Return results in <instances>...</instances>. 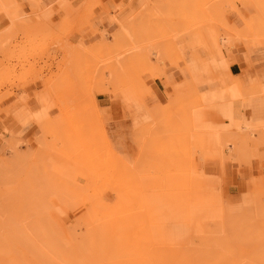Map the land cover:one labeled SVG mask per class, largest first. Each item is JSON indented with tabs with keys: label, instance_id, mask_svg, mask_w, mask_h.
Returning <instances> with one entry per match:
<instances>
[{
	"label": "rangeland",
	"instance_id": "1",
	"mask_svg": "<svg viewBox=\"0 0 264 264\" xmlns=\"http://www.w3.org/2000/svg\"><path fill=\"white\" fill-rule=\"evenodd\" d=\"M3 1L0 15L10 23L0 29V104L34 88V99L47 101L48 114L46 122L35 125L32 140L3 128L10 137L1 136L6 149L0 150V259L6 253L9 258L2 264H12L10 257L18 255L31 263L30 247L33 251L42 244L39 236L51 232L59 239L55 244L77 243L81 257L86 238L95 243L93 230L99 234L97 228L110 217L107 196L124 201L126 193L133 206L127 217L137 225L130 230L133 240L151 232V249L179 261L171 258L167 264H186V259L198 264L201 258L199 264H221L223 257L225 264H236L235 257L239 264H257L261 256L254 258L244 240L250 234L251 245L261 244L253 245L254 253L264 261V237L260 243L252 234L264 227V21L256 29L250 23L264 0ZM24 5L36 12L18 16ZM244 5L252 9L249 16L242 13ZM236 9L248 20L239 19ZM236 54L246 59L239 73L249 69L251 76L230 75L229 61ZM156 81L162 91L153 89ZM21 99L29 100L26 94ZM233 110L240 117L233 114L230 121ZM3 114L0 107V121ZM41 127L45 136L36 141ZM172 175L187 182L180 189L183 200L178 191L165 194V208L184 218L158 225L146 218L149 229L137 204L143 197L147 208L141 181L151 176L157 183ZM226 210L244 213L247 220L234 217L241 218L234 228V222L227 224ZM44 219L50 231L40 224ZM28 242L36 246L27 249Z\"/></svg>",
	"mask_w": 264,
	"mask_h": 264
},
{
	"label": "bare ground",
	"instance_id": "2",
	"mask_svg": "<svg viewBox=\"0 0 264 264\" xmlns=\"http://www.w3.org/2000/svg\"><path fill=\"white\" fill-rule=\"evenodd\" d=\"M1 2H0V7H2L4 4V1L2 2V0H0ZM40 5H42V2H41V0H40ZM1 11V10H0ZM236 11V16L239 18V19H241L242 21H245V20H248V19H245L244 17H243V15L240 13V10L239 9H236L235 10ZM256 11L258 12V13H256V15H257V17H256V15L254 16V17H252V18H254L253 20H251L250 21V23L252 24L251 26L253 27V28H258V26L260 25V27H262L263 26V21H264V9H256ZM250 19H251V17H250ZM263 23V24H262ZM262 25V26H261ZM264 28V27H263ZM262 29V28H261ZM249 50V49H248ZM250 53V52H249ZM180 60V59H179ZM233 84H236V81H235V83H233ZM232 84V85H233ZM184 94V93H183ZM239 99H237V101H238ZM235 116H238V117H240V115H239V113L237 112V113H233ZM50 123H54V121H52V122H50ZM41 129V134H39L38 136H37V140L36 141H41L43 138H44V136H45V132H46V129H45V127H41L40 128ZM51 173H52V171H51ZM50 174V173H49ZM51 176H52V174H50ZM43 176L45 177V175L43 174ZM48 176V175H47ZM54 177V176H53ZM57 177V176H56ZM63 177V176H62ZM46 178V177H45ZM50 178V177H49ZM48 178V179H49ZM55 178V177H54ZM140 178V177H139ZM53 179V178H52ZM52 179H49V181L51 180V182H52ZM46 180V179H45ZM254 180V183H255V179H253ZM44 181V180H43ZM260 181V180H259ZM48 182V181H47ZM54 182V181H53ZM139 182V181H138ZM49 183V182H48ZM59 184V183H58ZM35 185L36 184H34V187H35ZM39 185V184H38ZM46 185V184H45ZM50 185V184H49ZM40 186V185H39ZM53 186V185H52ZM41 187V186H40ZM39 187V188H40ZM54 187V186H53ZM62 187V186H61ZM121 187H123L124 188V186L123 185H121ZM257 187V186H256ZM42 188V187H41ZM57 188V187H56ZM36 190H37V188H35ZM50 189V188H49ZM63 189V188H62ZM126 189V188H125ZM35 190V191H36ZM50 190H52V189H50ZM60 190V189H59ZM121 190V189H120ZM54 191H56L57 192V190H54ZM64 191H65V189H64ZM34 192V191H33ZM39 192V191H38ZM45 193V192H44ZM47 193V192H46ZM45 193V194H46ZM53 193V192H52ZM68 193V192H67ZM71 193V192H70ZM41 195H42V193H40ZM57 194V193H56ZM37 195V194H36ZM72 195V194H71ZM75 195V194H74ZM122 195V194H121ZM262 196H263V194H261ZM31 196V195H30ZM32 196H33V194H32ZM45 196V195H44ZM43 196V198H45ZM48 196V195H47ZM46 196V197H47ZM122 196H125V199H124V197L122 198V199H124V201H122V200H120V198H119V195H118V198L117 199H114V198H110L111 196H107V198H106V200L104 201L105 203V206H109V208H110V211L108 210V212H110L111 214H110V217L108 216L107 218L108 219H105V221L106 222H104L105 223V225H104V227H103V229L101 228V227H99L100 229H102V230H99L98 228H97V230L98 231H102L101 232V235H100V232H99V234H96V232L93 230V233L94 234H91L92 235V237L94 236V237H96L97 236V239H96V242L95 243H93V240H90V237L91 236H89V237H87L86 238V240L85 239H83V240H85V243L87 244V245H85V244H83L84 242L82 241L81 243L83 244L82 246H84V247H81L82 249V252H83V254L81 255V257H79L78 255H80V253L79 254H77L76 253V250L78 251V249H75L74 247H76V245H77V243L74 245V244H72V245H74V247H67L66 248V244H64V243H62V249L63 250H60L61 248L60 247H57V246H55V245H58V246H61L60 244V242H59V244H55L56 243V241L54 240V239H58L57 237L55 238H53V236H57L56 235V233H52L51 232V234H48L47 233V231H50L49 229V227H47V224H44L45 223V219H44V221H41V220H39L40 221V224H41V222H42V226H45V227H47L46 229H48L47 231H46V233L47 234H43V235H41V236H39V237H41V242H42V244H40V245H37V247H34V245L36 246V244L34 243V245H32V244H29V242H28V244H25V246L27 247V249L29 248L27 245H31V246H33L34 247V249H33V251L31 250L32 249V247H30L31 249H30V251L31 252H33V253H31L32 255V257H34V261H32L31 263H30V261L28 262V257L29 256H27V258H25V259H27V262L29 263V264H86V262H89V261H87V259L89 258L90 260H94V259H96L95 260V262H97V261H105V263H107L108 262V260H111V262L114 260V262H112L111 264H113V263H118V264H167V261H169L170 262V260H171V258L174 260L175 258H174V256L176 257V255H174L173 257H169L168 255H167V253L165 254V255H163V254H159V252H160V249L158 250H156V252H154L153 250L154 249H151V245H152V243L151 242H153V241H151L152 239V236H151V232L148 234V235H146V233H144V236H142L143 238H135V241L133 240L134 238H133V236L130 234V230L134 227V228H136L137 227V225L135 224V226H134V223H133V221L135 222V220L133 219V221H132V219L131 218H128L127 217V215H129L130 213H129V211H131V207H133L132 205H131V203H130V198L128 197V194L126 193L125 195H122ZM257 196V195H256ZM75 197V196H74ZM139 197V196H138ZM32 199H33V197H31ZM37 199H39V198H37ZM132 199V198H131ZM137 199L138 198H136V201H137ZM35 200H36V198H35ZM43 200V199H42ZM134 200V199H133ZM139 203H137L136 201H135V203H137V204H140V208H141V211H140V214H142V218L144 219V221H145V225L147 226V225H149V223H148V221L146 220V218L147 217H145V212H146V207H145V203H144V198L143 197H139ZM263 200V199H262ZM67 201V200H66ZM128 203L127 204V206L125 205L126 204V202ZM35 202V201H34ZM124 202H125V204H124ZM46 203V202H45ZM62 203V202H61ZM144 203V204H143ZM257 203V202H256ZM31 204V203H30ZM261 204H262V202H261ZM260 204V205H261ZM46 205V204H45ZM35 206V205H34ZM42 206V205H41ZM138 206V205H137ZM257 206V205H256ZM258 206H259V204H258ZM263 206V205H262ZM48 207V206H47ZM135 207V206H134ZM43 209H45L44 208V206L42 207ZM264 208V207H263ZM99 209H101V208H99ZM136 209H137V207H136ZM139 209V208H138ZM144 211H143V210ZM248 209L249 208H245V211H247V213L246 212H244L245 214H250V213H252L251 211H250V209H249V211H250V213H249V211H248ZM253 210H254V208H253ZM260 210H261V208H259V212H260ZM33 211H34V209H33ZM138 211V210H137ZM255 211V210H254ZM256 211H258L257 210V207H256ZM29 212V211H28ZM106 212V211H105ZM259 212H257V213H259ZM129 213V214H128ZM138 213V212H137ZM237 214V213H234V214H231V213H229V211H227L226 210V218H227V224L229 225L230 224V222L232 223V222H234V223H232V224H230V226H232V227H234V228H237L238 226H235L237 223L239 224V222H237L236 224H235V220H239V219H241V218H243L244 217V219L245 220H247L246 218H245V216H247V215H245V214ZM254 213V212H253ZM261 213H263V211L261 212ZM260 213V216L262 215ZM35 214V213H34ZM45 214H46V212H45ZM254 214H256V213H254ZM264 214V213H263ZM31 215H32V213H31ZM125 215V216H124ZM245 215V216H244ZM35 216V215H34ZM42 216H44V214L42 215ZM236 216H241V218H234V217H236ZM260 216H258V214H257V218H259ZM262 216H264V215H262ZM248 217H250L251 218V220H252V215L250 214ZM256 217V216H255ZM254 217V218H255ZM41 218V217H40ZM39 218V219H40ZM263 219H264V217H262ZM261 218V219H262ZM148 219V218H147ZM262 219V220H263ZM249 221H250V219H248ZM253 220H255V219H253ZM257 220V219H256ZM29 221V220H28ZM32 221V220H31ZM259 221V220H258ZM261 221V220H260ZM44 222V223H43ZM139 222V221H138ZM243 223H246L245 221H242ZM248 222V221H247ZM262 222V221H261ZM21 223H22V221H21ZM103 223V222H102ZM103 223V224H104ZM249 223H251V222H249ZM248 223V224H249ZM44 224V225H43ZM50 224H52V222H50ZM102 224V225H103ZM138 224V223H137ZM252 225H253V223H251ZM258 224V223H257ZM22 225H24V224H22ZM32 224H30V226H31ZM33 225H34V223H33ZM53 225V224H52ZM139 225V224H138ZM226 225V224H225ZM234 225V226H233ZM247 225V223L244 225V226H246ZM259 225V224H258ZM12 226H14V225H12ZM18 226V225H17ZM25 226V225H24ZM35 226H37V225H35ZM55 226V225H54ZM53 226V227H54ZM145 226V227H146ZM222 226H224V225H222ZM248 226V225H247ZM16 227V226H15ZM228 227V229H231V227H229V226H227ZM254 227H260V226H254ZM263 227V226H262ZM21 228V227H20ZM39 228H41V227H37V232L39 231ZM134 228L132 229V231L134 230ZM148 228L150 229V225L148 226ZM225 227H223V229H224ZM242 228V227H241ZM248 228V227H247ZM34 229H36V227L34 228ZM42 229V228H41ZM40 229V230H41ZM93 229V228H92ZM220 229V228H219ZM222 229V230H223ZM243 229V228H242ZM244 229H246V227L244 228ZM251 229H252V227H251ZM254 229V228H253ZM258 229V230H257ZM262 229H264V227L262 228ZM262 229L260 228V230L261 231H259V228H256V230L257 231H255V230H253V231H255L254 233H253V231H252V234H254L256 237L255 238H257V239H255V238H253V239H255V240H258V239H260L261 238V240H258V241H260V243L262 242V240H263V238L262 237H264V236H262V233L261 232H263L262 231ZM24 229H22V231H23ZM53 230H56V229H54L53 228ZM96 230V229H95ZM96 230V231H97ZM240 230V229H239ZM248 230H250V229H248ZM33 231V230H32ZM52 231V230H51ZM57 231V230H56ZM55 231V232H56ZM217 231V230H216ZM229 231V230H228ZM232 231V230H231ZM20 232V231H19ZM41 232V231H40ZM39 232V233H40ZM90 232V231H89ZM127 232H129L128 234H127ZM147 232H149L148 230H147ZM27 233V232H26ZM38 233V234H39ZM72 233V232H71ZM213 233V232H212ZM248 233V232H247ZM264 233V232H263ZM57 234H58V232H57ZM62 234V233H61ZM96 234V235H95ZM217 234V233H216ZM243 234V233H242ZM250 234V233H249ZM248 234V235H249ZM32 235V234H31ZM34 235V234H33ZM37 235V234H36ZM52 235V236H51ZM59 235V234H58ZM78 235H79V233H78ZM98 235H100V236H98ZM139 235V234H138ZM143 235V234H142ZM236 235V234H235ZM38 236V235H37ZM60 236V235H59ZM75 236V235H74ZM145 236L146 237H148V238H150V239H148V238H146L145 239ZM220 236V235H219ZM231 236H234V235H231ZM242 237H243V235H241ZM245 236V235H244ZM247 236V235H246ZM22 237V236H21ZM93 237V238H94ZM99 237V238H98ZM240 238L241 240L243 239V238ZM251 237V234H250V236H247V238L245 239L244 238V240L247 242V240H248V242H250V243H253V242H251V240H249V238ZM20 238V237H19ZM29 238V237H28ZM77 238V237H76ZM228 238V237H227ZM92 239V238H91ZM139 239V240H138ZM145 239V240H144ZM231 239H232V237H231ZM233 239H236V238H233ZM240 239H239V241H240ZM251 239V238H250ZM30 240H31V237H30ZM37 240H38V238H37ZM39 240V241H40ZM66 240V239H65ZM77 240V239H76ZM95 240V239H94ZM136 240H138V241H136ZM146 241V240H148L147 242H144V241ZM228 240V239H227ZM24 241V240H23ZM27 241H28V239H27ZM38 241V242H39ZM55 241V242H54ZM58 241H59V239H58ZM57 241V242H58ZM70 241V240H69ZM89 241H92L91 243H93V244H91V246L89 247L88 245H90V242ZM210 241V240H209ZM257 241V243H259ZM32 242H33V240H32ZM38 242H36V243H38ZM76 242V241H75ZM77 242H78V240H77ZM80 242V241H79ZM242 242H244V241H242ZM247 242V243H248ZM25 243V242H24ZM31 243V242H30ZM71 243V242H70ZM69 243V244H70ZM200 243H202V242H200ZM219 243H221V241L219 242ZM223 243V242H222ZM250 243H248L249 245H250V249H252V247H253V249H254V251H256V249H255V247L253 246V245H255L256 247L258 246L259 248H261V244H256V242H254L255 244H250ZM22 244V243H21ZM63 244H64V247H65V249L63 248ZM191 244V243H190ZM198 244V243H197ZM203 244V243H202ZM208 244V243H207ZM212 244V243H211ZM238 244V243H237ZM42 245V246H41ZM71 245V246H72ZM78 245H79V243H78ZM224 245H225V241H224ZM228 245H230V244H228ZM240 245H242V244H240ZM248 245V246H249ZM0 246H2V245H0ZM6 246V245H5ZM5 246H3V247H5ZM9 246H11V244L9 245ZM8 246V247H9ZM39 246H41L40 248H39ZM80 246V245H79ZM199 246H200V244H199ZM203 246H206V245H203ZM202 246V247H203ZM214 246L216 247L217 245H215L214 244ZM214 246H212V247H214ZM222 246V245H221ZM232 246V245H231ZM262 246L264 247V245L262 244ZM8 247H7V249H8ZM24 247V246H23ZM160 247V246H159ZM211 247V246H210ZM230 247V246H229ZM242 247H243V245H242ZM245 247H247V245L245 244ZM12 248V247H11ZM60 248V249H59ZM73 248V249H72ZM77 248V247H76ZM155 248V247H154ZM156 248H158V247H156ZM164 248V247H163ZM196 248V247H195ZM207 248V247H206ZM222 248V247H221ZM232 248V247H231ZM9 249H10V247H9ZM9 249H8V252H9ZM25 249V248H24ZM165 249V248H164ZM197 249V248H196ZM203 249V248H202ZM205 249V248H204ZM208 249V248H207ZM228 249V248H227ZM250 249H248V252H250ZM253 249H252V252H250L253 256L255 255V257L254 258H256L257 259V255H258V258H260L259 256H261V258L259 259V261L260 262H263L262 264H264V261H263V259H262V254H257L256 252H258V251H256L255 253H254V251H253ZM13 250V249H12ZM73 250H75V251H73ZM85 250V251H84ZM214 250H216V249H214ZM214 250L212 251V250H210L211 252H213V257L214 256H216L217 255V253L216 252H214ZM220 250V249H219ZM226 250V249H225ZM230 250V249H229ZM259 250V249H258ZM263 250V248L261 249V252L264 254V251H262ZM13 251H15V250H13ZM29 251V252H30ZM202 251V253H203V251L204 250H201ZM207 251V250H206ZM205 251V252H206ZM209 251V250H208ZM209 251V252H210ZM4 252V250L1 252V253H3ZM28 252V251H27ZM73 252H75L76 253V255L74 256L73 254H75V253H73ZM79 252V251H78ZM164 252H165V250H164ZM164 252H162V253H164ZM174 252V251H173ZM179 252V251H178ZM210 252V253H211ZM219 252V251H218ZM243 252V251H242ZM247 252V253H248ZM260 252V253H261ZM13 253V252H12ZM11 253V254H12ZM155 253V254H154ZM158 253V254H157ZM222 253H223V251H222ZM227 253V252H226ZM239 253V252H238ZM3 254H5V252L3 253ZM7 254V253H6ZM6 254H5V258H7V256H6ZM10 254V255H11ZM15 254V253H14ZM30 254V253H29ZM72 254V255H71ZM175 254V253H174ZM198 254H199V252H198ZM204 254V253H203ZM208 253H206V255H207ZM215 254V255H214ZM219 254H221V251L219 252ZM2 255V254H1ZM0 255V256H1ZM8 255V254H7ZM16 255V254H15ZM18 255V254H17ZM27 255V254H26ZM193 255H194V253H193ZM197 255V254H196ZM200 255V254H199ZM198 255V256H199ZM205 255V256H206ZM223 255V254H222ZM224 255H225V253H224ZM252 255H249V256H251V260H254L253 259V256ZM2 256H4V255H2ZM20 255H18V257H17V260L15 259L16 257H14L13 256V258L11 259V257H10V263H12V264H28V263H26L25 261H22L21 260V258L19 257ZM71 256V257H70ZM185 256V255H184ZM190 257L189 258H191V257H194V256H191V255H189ZM201 256V255H200ZM228 257L230 256L229 254L227 255ZM233 256H235V255H232V260H233ZM264 256V255H263ZM73 257V258H72ZM182 257V256H181ZM207 257V256H206ZM206 257H205V259H206ZM221 257V256H220ZM231 257V256H230ZM230 257H229V260H230ZM248 257V256H247ZM246 257V258H247ZM5 258H3L4 260H5ZM18 258L20 259V261H18ZM92 258V259H91ZM106 258H108L107 260H106ZM180 258V257H179ZM187 258V257H186ZM196 258H198L197 256L196 257H194V259L196 260ZM218 258H219V256H218ZM243 258H244V256H243ZM2 259V258H1ZM0 259V260H1ZM2 259V260H3ZM7 259H9V258H7ZM88 259V260H89ZM170 259V260H169ZM202 259V258H201ZM199 260L200 262L199 263H201V261L202 260ZM210 259V261L212 260L213 261V259H211V258H209ZM215 259V258H214ZM224 257H223V261L219 258V260H220V262L222 261V263H224L225 264V261H224ZM247 259H250V257H248ZM189 260V259H188ZM188 260L186 259V264L188 263ZM193 260V259H192ZM194 260V261H195ZM218 260V259H217ZM238 264H239V261H237V259H236V257H235V259H234ZM250 260V261H251ZM6 261V260H5ZM75 261V262H74ZM107 261V262H106ZM117 261V262H116ZM175 261L177 262V260L175 259ZM174 261V262H175ZM190 261H191V259H190ZM190 261H189V264H190ZM198 261V260H197ZM209 261V262H210ZM4 262V261H3ZM90 262H92V261H90ZM89 262V264H91ZM179 262V261H178ZM177 262V263H178ZM207 262H208V260H207ZM241 262V261H240ZM249 262V261H248ZM257 262V264L258 263H260V262H258V260H255V263ZM6 264H7V262H5ZM173 262L171 261V263H169V264H172ZM177 263H175V264H177ZM183 263V261L181 262V264ZM191 263H192V261H191ZM195 262H193V264H194ZM198 263V264H199ZM221 263V264H222ZM227 263V262H226ZM236 263V264H237ZM252 263H254L253 261H252ZM0 264H2L1 262H0ZM4 264V263H3ZM97 264V263H96ZM108 264V263H107ZM109 264H110V261H109ZM185 264V263H184ZM211 264V263H210ZM213 264V263H212ZM219 264V263H218ZM249 264V263H248ZM261 264V263H260Z\"/></svg>",
	"mask_w": 264,
	"mask_h": 264
},
{
	"label": "crops",
	"instance_id": "3",
	"mask_svg": "<svg viewBox=\"0 0 264 264\" xmlns=\"http://www.w3.org/2000/svg\"><path fill=\"white\" fill-rule=\"evenodd\" d=\"M241 10L243 15L245 16H249L252 13V9L249 5H244ZM33 12L36 11H34L31 6L24 5L21 6L20 9L15 13L18 16H20V14H31ZM9 23L10 21L5 15H0V29L5 28L6 26L9 25ZM241 56L242 55L236 54L234 55L233 58L234 62L229 61V71H230V75L233 78L241 75H244L246 77L248 75L251 76L249 69H246L245 71L243 70L242 73H239V70H241L244 64L246 63V59H243ZM168 84L169 83L165 82V85L167 87H170L171 85ZM161 86L162 85L160 81H156L153 85V89L156 91L158 90L162 91ZM215 90H210V91H215ZM35 92L36 89L34 88H26L23 92H20L19 95L20 97H10L4 100L0 104L1 109L4 111L3 114L4 120L0 121V150L6 149V146L4 145L1 136H4L5 138L10 137L9 134L4 132L3 128L6 127L14 130L19 138L32 140V138L35 136L37 132V130L35 129V125L38 124L40 126L44 122H46L44 120H46L48 112L44 103L47 101L43 98H38L39 101L34 99ZM23 94H26L28 96L29 98L28 102H24L21 99V96ZM150 95L158 104L155 94L150 93ZM233 113H237V111L233 110L230 112V121H232L231 117ZM244 173H246L245 170ZM155 180L157 181V183H152L151 176H148V177H144L141 181L142 189L144 191V196L146 197L147 200L146 215L149 223L158 225V224L173 223L183 220L182 218H184L183 217L184 214H182V216L179 217V215L176 212L169 211L167 208H165V206L167 207L169 203V200L165 196V194L167 192H173V191H178L180 194L181 192L180 189L182 188V184L187 182L186 178L172 175L170 177L169 176L166 177L165 179L157 178ZM184 188H186V186H184ZM243 188L244 187H243L242 179H239L236 188L237 192H241ZM180 196L181 199L183 200L182 194H180Z\"/></svg>",
	"mask_w": 264,
	"mask_h": 264
}]
</instances>
